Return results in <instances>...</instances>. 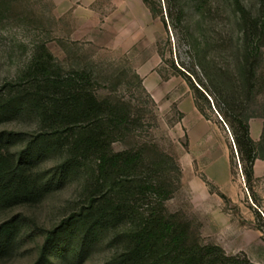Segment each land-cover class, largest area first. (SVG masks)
Here are the masks:
<instances>
[{
  "label": "trees",
  "instance_id": "1",
  "mask_svg": "<svg viewBox=\"0 0 264 264\" xmlns=\"http://www.w3.org/2000/svg\"><path fill=\"white\" fill-rule=\"evenodd\" d=\"M143 1L167 32L172 29L177 41L187 45L192 62L189 68L172 59L171 72L161 75L183 77L203 117L211 120L207 111L216 113L227 125L258 205L252 186L255 162L264 161V129L255 141L250 124L262 94L257 31L252 25L244 29V71L240 78L229 77L209 65L207 50L189 23L187 3L194 2L200 15L210 0H165L164 7L161 0ZM44 50L46 57L33 56L19 80L0 90V126L26 120L35 126L0 130V216L11 213L0 220V264L19 258L37 230L43 241L31 264H85L106 247L109 254L100 264H256L245 254L230 255L219 245L201 242L189 222L169 213L166 203L180 182L179 165L166 154L150 153L149 146L115 150L116 142L142 127L135 108L102 97L94 70L66 69ZM76 183L80 201L67 218L41 228L28 215ZM257 217L263 222L260 213Z\"/></svg>",
  "mask_w": 264,
  "mask_h": 264
},
{
  "label": "rangeland",
  "instance_id": "2",
  "mask_svg": "<svg viewBox=\"0 0 264 264\" xmlns=\"http://www.w3.org/2000/svg\"><path fill=\"white\" fill-rule=\"evenodd\" d=\"M161 3L164 7L165 0ZM187 11L192 29L207 50L209 65L233 78H240L244 71L245 58L240 52L243 31L254 26L255 41L262 51V94L252 107L250 123L263 131L264 0H210L200 15L195 3L189 2ZM178 36L182 38L181 31ZM44 49L66 69L94 70L102 97L130 102L135 108L142 127L116 142L115 150L149 146L150 153L166 154L179 165L180 182L166 203L169 213L189 222L201 242L264 264V175L252 186L257 205L235 145L223 134L218 115L207 111L212 123L199 126L193 117L198 109L188 82L181 76L161 75L171 72L172 59L189 68L192 62L187 45L177 41L172 29L167 32L143 0H0V90L19 80L33 56L46 57ZM196 70L205 77L200 67ZM34 127V122L26 120L4 124L0 130ZM224 152L230 154L226 167L230 174L221 187L207 176V170L223 173L225 167L215 161ZM54 163V159L49 160L46 167ZM80 195L78 184H73L27 213L41 228H50L75 211ZM10 214L1 215L0 220ZM40 235L37 230L36 237L25 242L21 256L11 264H31L43 241ZM106 249L101 248L85 264H100L109 254Z\"/></svg>",
  "mask_w": 264,
  "mask_h": 264
},
{
  "label": "crops",
  "instance_id": "3",
  "mask_svg": "<svg viewBox=\"0 0 264 264\" xmlns=\"http://www.w3.org/2000/svg\"><path fill=\"white\" fill-rule=\"evenodd\" d=\"M199 113V111H196L195 114L193 115V117L195 118L196 120V123L199 125V126H204L206 124H209V123H212L211 120H207L203 117V115ZM220 122V121H219ZM251 135L253 137V139L255 141H259L260 140V137H261V134H262V128L261 126L259 125H253V123L251 122ZM223 125V124H222ZM225 126V125H223ZM223 134H225L226 136V139L230 138L232 139L233 143H234V140H233V137L231 135V132L229 130V128L227 127V125L225 127H223ZM203 140L205 141V139H207V133H204L203 134ZM229 160H230V154L227 153V152H224L223 154L221 155H218V158L216 159L215 162H218L222 165V167H225L224 170H223V173L222 174H217L213 171H211L210 169L207 170V176L217 185L223 187V185L228 181V176H229V170L226 169L228 163H229ZM216 164V163H215ZM214 164V165H215ZM212 167V166H210ZM254 171H255V177L258 178L262 175H264V161L262 160H257L255 162V166H254Z\"/></svg>",
  "mask_w": 264,
  "mask_h": 264
},
{
  "label": "water",
  "instance_id": "4",
  "mask_svg": "<svg viewBox=\"0 0 264 264\" xmlns=\"http://www.w3.org/2000/svg\"><path fill=\"white\" fill-rule=\"evenodd\" d=\"M235 145V144H234Z\"/></svg>",
  "mask_w": 264,
  "mask_h": 264
}]
</instances>
